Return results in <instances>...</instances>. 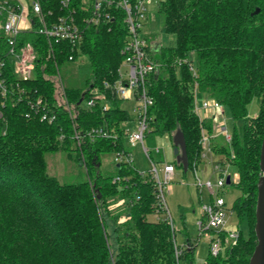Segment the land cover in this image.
<instances>
[{"label": "trees", "instance_id": "trees-1", "mask_svg": "<svg viewBox=\"0 0 264 264\" xmlns=\"http://www.w3.org/2000/svg\"><path fill=\"white\" fill-rule=\"evenodd\" d=\"M40 1L56 14L66 10L62 0ZM80 2L71 0L70 5L78 18L84 12ZM157 7L165 14L166 31L175 33L177 42L148 46L161 63L148 81L154 98L150 132L168 133L173 142L181 130L188 168H195L203 157L204 132L214 131L213 119H202L196 108L197 95L226 104L234 119L242 121V134L235 130L228 145H216L215 150L223 154L221 163L237 168L236 185L243 192L232 207L241 219L247 218L249 233L239 228L236 241L223 233L224 249L216 255L210 252L202 264H249L258 242L256 205L264 137V0H159ZM114 14L107 22L87 26L73 60L68 59L69 42H54L51 52L46 36L24 30L21 41L32 40L38 51L29 78H19L7 57V77L15 91L4 100L0 95V264H177L175 228L166 219L149 218L156 209L152 181H146L134 163H116L112 173L102 171L101 153L128 147L125 124L133 118L122 105L124 99L105 85L120 78L128 32L122 10ZM6 48L0 28V54L5 55ZM191 52L198 55L195 72L188 62H178L191 60ZM65 63L77 68L76 83L65 82L60 74ZM19 88L25 90L21 98ZM97 92L104 95L87 105ZM255 95L259 111L249 115ZM37 96L55 110L54 121L42 119L30 107L29 99ZM93 126L108 128L111 136H86L80 144L76 130L86 134ZM59 149L84 165L87 177L62 182L50 173L46 152ZM173 162L183 169L176 156ZM118 175L121 179L114 181ZM195 244L190 241L180 256L187 264H196Z\"/></svg>", "mask_w": 264, "mask_h": 264}, {"label": "built area", "instance_id": "built-area-1", "mask_svg": "<svg viewBox=\"0 0 264 264\" xmlns=\"http://www.w3.org/2000/svg\"><path fill=\"white\" fill-rule=\"evenodd\" d=\"M152 0H81V5L84 9L80 18L77 17L76 9L71 5V0H62V4L66 10L63 13L56 14L54 10H45L40 0H0V28L3 29L6 39L5 55L0 54V95L3 100L6 99L15 90L11 86L7 77V57H10L13 64V71L19 78H29L34 74L35 60L37 58V47L30 39L21 41V36L24 30L35 31L46 36L50 43V51L52 52V44L61 40H65L71 45V52L68 55L69 60L75 58V51H79L80 44L83 42L87 26H98L104 22L114 18V11L121 9L124 13L123 20L127 26V39L121 51L124 55L123 62L120 67V78L114 83L105 82V85L111 86L113 91L121 98L136 99L137 103L134 106L133 120L136 123L135 131H130L126 128V143L128 139L142 143L145 152L151 156L150 149L145 145V137L150 132V109L154 103V98L148 89L149 77L152 73L159 71L161 63L151 55L148 50L151 43L141 34V28L148 19V4ZM24 21V22H23ZM152 47V45H151ZM50 52V53H51ZM179 63L188 62L190 69L195 72L196 66L193 60L188 58H179ZM123 65L126 69H123ZM62 83L61 76L58 77V85ZM24 88L17 90V97L21 98L24 95ZM103 93L90 96L86 103L94 105L96 98ZM30 107L35 112L41 113V118L50 122L57 117L55 110L48 108V103L42 96H37L34 99H29ZM65 106L71 113V106L65 102ZM209 106L218 108L223 111L222 103L216 99L211 102L206 96L203 98L201 107L198 106L196 100V108L201 115L200 110H205ZM104 108L108 107L104 103ZM42 110V111H41ZM2 111L0 109V117ZM215 128V123H214ZM217 134V133H216ZM228 142L232 140L233 134L227 129L223 131ZM78 142L81 144L87 136L91 140H95L99 136L110 137L111 133L104 126H93L86 134H81L78 130L75 132ZM211 136L206 131L203 134V152L204 157L207 154L206 149H211ZM160 151V146L156 147ZM114 161L121 163H134L133 155L130 146L116 149L114 152ZM152 167L149 172L141 169L138 170L146 181H152L154 192L156 195V209L154 214L158 219H166L171 226L175 228L174 217L169 210V205L166 199L165 189L167 183L175 176L176 166L173 161L163 160L158 164L152 156ZM220 169V178L217 181V188L210 181L201 182L206 184L212 193L211 201L203 203V215L198 219L199 228L202 232H213V238L210 240L211 254H218L224 249L223 233L228 234L233 241H236L240 234L239 227L229 228L227 214L229 211L228 202L221 191L227 186V176L225 170L220 168V163L216 165ZM196 168V167H195ZM231 176V174H230ZM118 175L113 180H120ZM232 181V178H231ZM153 214V213H152ZM176 231V229H175ZM191 239L184 244H179L176 240V232L174 236L175 255L177 264H180L182 259L180 256L184 247L190 246ZM194 242V241H193ZM196 243V242H195Z\"/></svg>", "mask_w": 264, "mask_h": 264}, {"label": "rangeland", "instance_id": "rangeland-1", "mask_svg": "<svg viewBox=\"0 0 264 264\" xmlns=\"http://www.w3.org/2000/svg\"><path fill=\"white\" fill-rule=\"evenodd\" d=\"M27 1V0H26ZM159 0H152L148 4V19L141 28L142 36L157 47L174 46L177 42L176 34L168 32L165 29V14L157 7ZM192 58L195 66L198 64V55L196 52H191L189 55ZM123 69L126 66L123 65ZM62 77L65 82H77L79 73L75 66L65 63L61 67ZM58 74V77L61 76ZM61 77V78H62ZM212 102L214 98L207 96ZM203 96L197 95L198 106L201 107ZM136 99H125L122 105L127 108L130 113H134ZM259 96L255 95L248 105L249 115H256L259 111ZM211 107V108H210ZM213 106L206 108V111H201V117L204 120L213 119L215 128L211 134V149H206L207 154L202 157L196 168H188L186 172L180 167L176 168L175 176L167 183L165 189L166 199L169 205V210L174 217V225L176 229V240L179 244H184L190 238L196 242L194 247L193 259L196 264H202L210 253V240L213 238V232H202L199 228L198 219L203 215V203L211 201L212 193L206 184L201 182L210 181L217 188V181L220 178V169L216 167L220 163V168L225 170V174H231L232 182L223 187V195L225 196L229 211L227 214L229 228H241L244 235L249 233V223L246 217L240 218L238 211L233 208L235 199L242 194V189L236 185L238 180L237 168L234 164L225 162L221 163L220 159L223 154L215 150V146L219 144H227L228 141L223 134L224 130H228L231 134L235 130L242 134V121L235 120L232 116L230 108L226 104H222L223 111L219 115H215L212 110ZM202 108V107H201ZM130 131H135L136 123L133 120L127 122ZM217 126V127H216ZM217 133V134H216ZM128 145L131 148L134 164L141 170L149 172L152 167L151 156L161 164L162 160L173 161L174 145L168 133L149 132L145 137V145L151 150L149 156L141 142L128 139ZM160 146L161 150L157 151L156 147ZM75 155V150H72ZM115 154L112 152L101 153V167L103 172H113L116 170V162L114 161ZM46 159L48 162V171L58 176L62 182H71L77 179L87 177V171L84 165H81L76 160L68 156L66 150L47 151ZM149 218L155 220L156 214H149ZM113 250L115 244L113 242ZM180 264H187V258H182Z\"/></svg>", "mask_w": 264, "mask_h": 264}, {"label": "water", "instance_id": "water-1", "mask_svg": "<svg viewBox=\"0 0 264 264\" xmlns=\"http://www.w3.org/2000/svg\"><path fill=\"white\" fill-rule=\"evenodd\" d=\"M258 10L259 8L256 9V11ZM82 100L83 99H81L80 102ZM173 143H174V154L176 156V159L179 162H182L183 169L187 171L189 166L187 143H186L185 135L181 130H177V132L174 134ZM260 166L262 172L259 178V185H258V198L256 205V224H255V231L258 242L251 255L249 264H264V137L261 147ZM227 182L228 183L231 182L230 174H228L227 176Z\"/></svg>", "mask_w": 264, "mask_h": 264}, {"label": "crops", "instance_id": "crops-1", "mask_svg": "<svg viewBox=\"0 0 264 264\" xmlns=\"http://www.w3.org/2000/svg\"><path fill=\"white\" fill-rule=\"evenodd\" d=\"M24 1H26V0H24ZM30 0H27L26 2H29ZM24 22V21H23ZM151 45H152V47H154V48H156L157 46L156 45H154V44H152L151 43ZM204 97H206V96H204ZM198 104V103H197ZM211 108V107H210ZM212 110H213V113H214V116L216 115H219L220 113V110L218 109V108H216V107H212ZM203 111H206V110H203ZM217 127V126H216Z\"/></svg>", "mask_w": 264, "mask_h": 264}]
</instances>
